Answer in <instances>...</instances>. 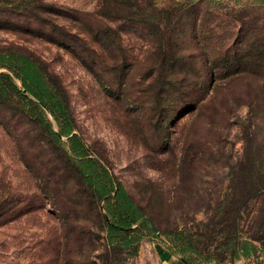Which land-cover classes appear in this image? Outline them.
<instances>
[{"label": "rangeland", "instance_id": "1", "mask_svg": "<svg viewBox=\"0 0 264 264\" xmlns=\"http://www.w3.org/2000/svg\"><path fill=\"white\" fill-rule=\"evenodd\" d=\"M258 1L0 0V52L28 55L59 80L73 133L148 214L133 228L152 226L154 216L163 230L184 228L195 244L211 246L216 239L201 231L207 215L186 200L226 179L246 134L252 159L261 153L264 164ZM236 64L244 75L224 78ZM0 72L21 89L7 68ZM27 110L18 98L0 101V264H100L101 255L108 264H164L163 254H178L158 231L135 254L125 243L104 248V202L91 201L67 137L56 142Z\"/></svg>", "mask_w": 264, "mask_h": 264}, {"label": "trees", "instance_id": "2", "mask_svg": "<svg viewBox=\"0 0 264 264\" xmlns=\"http://www.w3.org/2000/svg\"><path fill=\"white\" fill-rule=\"evenodd\" d=\"M258 2L264 6V0ZM254 50L255 57L258 46ZM259 52L263 53L261 50ZM249 54L253 56L250 49ZM239 65L241 64H236L233 69H224V78L230 80L234 76L242 77L244 74ZM0 68H7L21 85L19 89L11 74L0 72V101L9 103L18 98L28 106L26 112L44 126L56 142H59L61 137H67L77 172L91 193V201L94 205L99 201L104 202L105 214L101 215L107 235L104 248L125 243L127 247L132 246V253L135 254L142 238L146 235L155 236L158 231L169 236L174 250L186 264H194L196 256H201L204 262L212 259L219 262L228 258L236 261L252 258L257 252L264 251V164L260 160L261 153L259 160L252 159L253 152L256 153L252 145L253 138L247 134L243 138V144H246L242 147L241 157L226 166L227 175L224 181L207 182V185L200 187L208 191L206 194L202 193L186 200L185 205L188 208L194 204L207 215L205 220L200 221L202 235L209 240L216 239L215 244L210 246L203 241L199 246L194 243L191 235L185 234L187 229L178 230L177 226L171 230H163L154 216H151V220L155 229L148 222L133 228L148 214L95 158L89 156L85 145L73 133L75 126L68 96L59 80L33 58L21 53L0 52ZM208 75H215L214 69H210ZM45 111L60 124L57 131H54L46 120ZM184 159L188 160L185 164L194 162V158L190 156ZM182 167L177 168L179 173ZM202 169L195 167L198 172ZM191 187L195 191L199 189L196 185ZM216 192L217 194L213 195ZM188 214L189 211H182L179 216ZM100 257V264H108L106 256ZM257 264H264V255L263 260Z\"/></svg>", "mask_w": 264, "mask_h": 264}, {"label": "crops", "instance_id": "3", "mask_svg": "<svg viewBox=\"0 0 264 264\" xmlns=\"http://www.w3.org/2000/svg\"><path fill=\"white\" fill-rule=\"evenodd\" d=\"M164 264H186L178 254H163ZM235 264H257L251 258H242Z\"/></svg>", "mask_w": 264, "mask_h": 264}, {"label": "water", "instance_id": "4", "mask_svg": "<svg viewBox=\"0 0 264 264\" xmlns=\"http://www.w3.org/2000/svg\"><path fill=\"white\" fill-rule=\"evenodd\" d=\"M152 227H153V229H155V226L154 225H152Z\"/></svg>", "mask_w": 264, "mask_h": 264}]
</instances>
